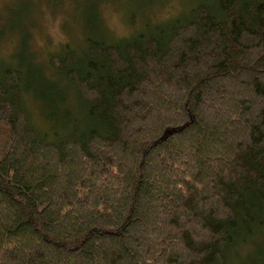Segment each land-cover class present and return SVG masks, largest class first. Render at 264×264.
<instances>
[{
  "label": "trees",
  "instance_id": "trees-1",
  "mask_svg": "<svg viewBox=\"0 0 264 264\" xmlns=\"http://www.w3.org/2000/svg\"><path fill=\"white\" fill-rule=\"evenodd\" d=\"M104 1L45 66L30 33L0 57V264H264V0L123 37Z\"/></svg>",
  "mask_w": 264,
  "mask_h": 264
},
{
  "label": "rangeland",
  "instance_id": "rangeland-1",
  "mask_svg": "<svg viewBox=\"0 0 264 264\" xmlns=\"http://www.w3.org/2000/svg\"><path fill=\"white\" fill-rule=\"evenodd\" d=\"M87 2L88 0H0V33H3L0 38V57L10 60L12 55L21 52L20 39L26 33H30V50L34 53V59L43 66L46 54L55 50L59 44L68 41L76 47L80 46ZM189 4L190 0H105L100 6V14L108 30L114 36L123 37L133 31L132 17L136 18L141 27L144 21L156 24L164 22L170 15L184 12ZM25 6L26 9H18ZM25 56L26 53H22L16 59L20 60ZM44 73L48 74V71ZM58 84L65 88V83ZM26 100L31 110V119L38 125V121H43L41 112L45 109L42 108L44 105L41 104L40 108L29 97ZM52 120H47L48 124L56 123ZM261 241L264 243V240ZM257 249V246L251 244L240 251V256L234 251L231 262H248V258H252Z\"/></svg>",
  "mask_w": 264,
  "mask_h": 264
}]
</instances>
